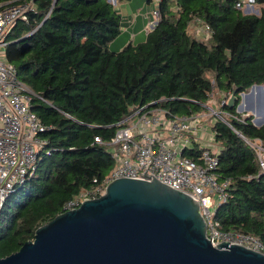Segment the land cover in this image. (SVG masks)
Listing matches in <instances>:
<instances>
[{
    "label": "trees",
    "instance_id": "trees-1",
    "mask_svg": "<svg viewBox=\"0 0 264 264\" xmlns=\"http://www.w3.org/2000/svg\"><path fill=\"white\" fill-rule=\"evenodd\" d=\"M33 1L27 21L8 33L3 55L33 93L29 107L44 127V143L33 173L0 209V257L109 173L112 156L94 138L110 140L131 107L163 99L159 105L171 113L189 115L214 92L228 95L235 85L238 95L264 84V0H255L257 14L235 8L236 0H161L143 40L117 51L109 44L121 32V16L108 0ZM193 25L210 28L208 43L189 33ZM222 109L241 116L235 106ZM252 118L211 126L218 146L213 172L228 180L212 221L220 232L251 235L264 247V173L243 139L264 144V124ZM202 150L194 145L182 154L197 160Z\"/></svg>",
    "mask_w": 264,
    "mask_h": 264
},
{
    "label": "built area",
    "instance_id": "built-area-1",
    "mask_svg": "<svg viewBox=\"0 0 264 264\" xmlns=\"http://www.w3.org/2000/svg\"><path fill=\"white\" fill-rule=\"evenodd\" d=\"M108 1L114 7L118 5L117 0ZM152 1L154 6L150 14L157 19L161 0ZM235 8L249 13L258 12L255 0H236ZM34 9L33 0L0 1V209L14 187L22 184L33 173L38 150L44 143L38 136L44 127L29 107L33 93L18 78L16 68L6 62L3 55L8 43L7 35L12 27L20 20L27 21V12ZM201 31L211 33L207 25H201ZM228 95H221V106L226 104ZM162 100L131 107L130 112L115 124L117 129L110 140L103 142L99 137L94 138L96 142L107 146L113 160L112 170L95 187L68 201L64 210L78 207L85 199L102 195L107 184L114 179L149 180L139 174L144 170L157 180L197 199L206 223V236L212 245L230 242L263 252L264 247L257 238L248 234L220 232L212 221L216 207L227 197L228 187V180L219 181L213 172L217 164V151L202 148L197 160L182 154L185 148L193 147L190 132L195 129V122L205 117L206 113H202V110L231 126L223 117V111H216L205 103L197 102L201 111L176 115L159 105ZM230 116L240 121L245 119L244 114ZM243 139L255 151L259 173H264L262 140L259 137Z\"/></svg>",
    "mask_w": 264,
    "mask_h": 264
},
{
    "label": "water",
    "instance_id": "water-1",
    "mask_svg": "<svg viewBox=\"0 0 264 264\" xmlns=\"http://www.w3.org/2000/svg\"><path fill=\"white\" fill-rule=\"evenodd\" d=\"M237 93L232 85L226 105L242 111L248 93ZM139 174L149 180H112L102 195L39 226L0 264H264L261 251L230 242L212 245L194 196L144 170Z\"/></svg>",
    "mask_w": 264,
    "mask_h": 264
},
{
    "label": "crops",
    "instance_id": "crops-1",
    "mask_svg": "<svg viewBox=\"0 0 264 264\" xmlns=\"http://www.w3.org/2000/svg\"><path fill=\"white\" fill-rule=\"evenodd\" d=\"M153 1L146 0H130L128 3H118L116 6L118 12L121 16V32L118 36H116L109 44V49L113 51L120 50L129 42H138L143 40L144 31L147 27L152 26L151 22L153 20L150 11L153 9ZM138 10L141 14L134 17V11ZM138 12V13H139ZM243 13L248 14L249 12L242 11ZM134 13V14H133ZM258 13V12H257ZM255 13V14H257ZM147 15L148 17H141V15ZM154 23V22H153ZM152 23V24H153ZM200 27V26H199ZM196 27L194 30L199 35L203 31H201V27ZM141 36V37H139ZM131 38L128 42L127 40ZM223 95V93H221ZM249 110V108L243 105V110ZM244 115H249L245 113ZM204 117L199 118L195 122V129L190 132L191 139L193 141L192 145H198L199 148H209L213 151L218 150V146L214 143L213 137L212 141L202 142L205 138V129L203 128ZM213 134V133H212Z\"/></svg>",
    "mask_w": 264,
    "mask_h": 264
},
{
    "label": "rangeland",
    "instance_id": "rangeland-1",
    "mask_svg": "<svg viewBox=\"0 0 264 264\" xmlns=\"http://www.w3.org/2000/svg\"><path fill=\"white\" fill-rule=\"evenodd\" d=\"M128 1L130 0H121L119 3H128ZM146 0H144V3H145ZM256 8V6H255ZM139 11L138 10H135L134 11V17L138 16L139 14H141L140 12L138 13ZM151 12V11H150ZM140 16V15H139ZM148 17L146 14L145 15H141V17ZM156 19L154 18L151 22V25L153 22H155ZM151 26L149 25V28ZM199 27V26H197ZM201 27V26H200ZM188 31L189 33H192V35H194L195 37H198L196 35V33L194 32V25L191 27L188 28ZM141 37V36H139ZM199 38H202L204 39L207 43L209 42L210 40V34H205L204 32H202L201 34H199ZM131 38H129L127 40V42L130 40ZM264 85V84H263ZM255 91V92H254ZM248 96L246 98H241V102L243 103V105L247 108H249V110H242V111H238L236 109V112L238 114H249V115H252V119H257V120H260L262 121V123L264 122V87H261V88H256L253 89V90H248ZM221 101H222V96H221V93H217V92H214L210 97L209 99L205 102L206 105H208L210 108L216 110V111H223L222 115L225 119L229 120L230 119V115L229 114H226V111L222 109V106H221ZM202 113H206L205 114V117H204V122H203V128L205 129V138L203 139V143L205 141H212V137H213V134H212V128L211 126L213 125V123L215 122V117L213 115H210V114H207V111L205 110H202ZM246 116V115H245ZM264 124V123H263ZM112 170V169H110ZM110 170H108L110 172ZM107 171V172H108Z\"/></svg>",
    "mask_w": 264,
    "mask_h": 264
},
{
    "label": "bare ground",
    "instance_id": "bare-ground-1",
    "mask_svg": "<svg viewBox=\"0 0 264 264\" xmlns=\"http://www.w3.org/2000/svg\"><path fill=\"white\" fill-rule=\"evenodd\" d=\"M256 90V88H254ZM255 92V91H254Z\"/></svg>",
    "mask_w": 264,
    "mask_h": 264
}]
</instances>
